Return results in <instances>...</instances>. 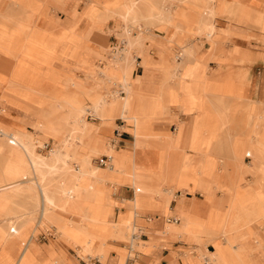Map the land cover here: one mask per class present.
Listing matches in <instances>:
<instances>
[{"label": "rangeland", "instance_id": "374dc122", "mask_svg": "<svg viewBox=\"0 0 264 264\" xmlns=\"http://www.w3.org/2000/svg\"><path fill=\"white\" fill-rule=\"evenodd\" d=\"M81 1L79 5H84L82 11L76 13L77 16L73 13L74 23L78 22L76 28L74 27L75 24L72 27H60L57 20L49 17V29L39 27L37 22L46 17V2L57 6L53 0H1L0 2L5 4V10L0 11V64L7 68L8 64L12 62L8 75L0 73V101L8 105L21 106L16 100V98H20L35 104L36 110L33 111L36 119L34 128L41 135H35L24 129L16 130L27 132L34 140L38 139V142L42 143H38L34 148L28 150L29 154L33 156L32 159L35 161V165L32 166L26 162H14L15 154L9 148L8 139L0 133V154H5L0 169V180L7 178L9 182L15 184L25 181L34 184H26L23 192L21 190L17 191L18 205L16 210L24 213V218L19 223V226L24 230L11 241V246L15 245L14 247L17 249L14 253L17 255L19 248L23 249L26 247V243L30 242L31 246H28V248L35 254L40 252L38 257L43 264H62V259L67 264H76L79 261L88 264L91 262L89 260L95 261L93 258L102 262L106 259L105 257L109 254L108 241H125L123 244L126 245L130 242L132 250L138 254L139 258H143V254L150 252L154 245L148 248L137 237L136 226L133 224L135 210L142 208L147 203L167 209V199L171 200V195H174L173 192L180 189L182 192L188 190L192 195L200 193L208 206L210 205L209 213L206 210L204 214L198 215L200 218L190 220V231L193 234L185 235L186 237L182 235L194 243L199 250L196 251L194 247L188 248L184 251L182 257H192L193 252L198 255L196 260L201 264L206 245L212 244L215 250L209 254L206 253L214 261V264H226L225 261L228 264H255L249 258V249L247 250L243 245H239L235 249L232 246L239 242L241 234L252 233L255 236L254 229L259 231L264 228V109L259 108L257 113L253 114L254 106L252 108L251 105L246 104L242 108L239 100H235L232 105L226 106V110H232V114H234V111L242 108L245 112L243 119H235L232 115L230 119H221L216 124H200V126H197V131L195 127L194 139H188V129L185 130L187 125L179 123L180 135L169 134L173 136L174 141L171 144L169 142L165 143L167 133L161 137L162 133H152L149 126L153 122L162 121L167 113V107L173 103H177L183 112L191 111V109L197 112L206 111L207 108L204 107L208 105V83L203 82L200 86L205 91H191L189 93L191 97L196 99L187 98L183 92L172 94L164 91L160 95L157 107L154 106L155 101L152 97L133 91L131 105L125 109L123 102L126 99L124 95H120V91H123L124 94L129 93V83L135 84L136 81L129 79L130 71L123 65L122 59L118 57L122 55L125 58H131L135 53L143 61V57L136 52L139 51L137 45L133 43L130 35L125 31L129 25L138 26L139 23H143L146 29L149 26L153 29L166 31V33L170 29L173 31L175 27L165 19H158L151 23L131 21L132 16L130 13L132 10L130 7L133 0ZM146 1L147 4L148 2L153 3L150 0ZM218 1L185 0L184 3L191 4L175 6L182 3L180 0H175L169 7H171V10L173 8L178 10L179 7L185 8V14L191 20V22L188 20V23L186 22L184 25L185 35L194 36L197 29L195 17L201 11L193 4H200L202 7L207 8L208 4H215ZM118 7L126 10L125 13L123 11L116 12L122 19H119L113 13ZM235 8L236 6L232 4L228 6L226 12H213V14H216L213 18L214 24H216L217 17L227 16L226 18L229 20L239 19L243 23L249 21L254 25H264L262 24L264 21L263 14L259 20H254L249 13L245 16V13L235 11ZM58 9L60 8L58 7ZM106 13L112 15L107 19H102L101 17ZM163 14L167 17L168 13ZM109 21V26L113 24L117 27L119 25L120 28L107 30L103 35L105 37V49L99 52L92 51L88 45L90 34L95 30H103ZM84 25L88 26L85 27ZM146 29L142 30L146 31ZM153 29L151 30L152 42L157 41ZM136 30L140 33L143 32L138 27ZM136 30L135 28L131 29V33L135 34ZM259 30L264 33V30ZM123 31L124 34H122ZM225 32L227 33L228 30L225 29ZM77 35H84V37H80L78 42H74V37ZM170 35L171 33L168 35L169 38ZM217 35L218 30L216 28L211 38L203 37L215 42ZM154 46H161L166 49L162 45L152 43L148 45V50ZM165 46L169 49L168 45ZM184 47V45H181V49L177 53L169 49V54L172 57L174 56L172 63H174L173 71L175 72H178V68L180 69L183 66L178 65L177 60L181 61L180 54L184 53ZM94 54L98 56L101 62L100 65L103 66L94 68L95 66L92 64V69L90 65L86 66L88 67L86 69L84 66ZM73 57H80L78 62L84 73V77L80 80L73 76L59 75L54 67L57 61H63V64H67L66 60ZM195 63H199V61H195ZM143 64H145V61ZM101 72L104 73L103 76L100 74ZM173 77H175L174 74ZM193 78L194 76L189 75L186 80L191 83ZM90 81L91 85H87ZM41 84H46L49 88L44 91L40 88ZM111 84L115 85V88L113 86V89H110L108 86ZM69 85L86 94L93 89H103L91 104L85 105L86 107L92 106L87 112L83 113L84 123L91 124L93 128L87 127L83 131V135L77 139L74 137L78 133L71 131L66 122L76 112L71 108V105L74 104L70 101L63 102L64 100L60 97L62 90ZM136 85L138 84L136 83ZM226 89H229L228 86ZM212 91L213 89L210 88V92ZM95 103H99L100 107L93 106ZM147 104L152 105V107L142 108L141 105L146 107ZM80 106L82 105H77V107ZM21 109L31 110L24 105ZM56 109L58 111H54ZM153 114H156L158 118H142L144 115ZM88 115L98 118L102 122H107L114 116H120L128 123L135 125L136 154L126 161H118L112 157L111 165L101 170L99 166H95L96 164L92 163V158L100 154L110 156L111 152L107 150L111 147L114 149V146L97 135L101 126L105 124H92L86 119ZM55 122L64 123V125L58 130V128L52 127ZM0 126L6 127L1 124ZM190 132L192 131L190 130ZM211 135L216 138L210 139ZM220 136L221 139H218ZM50 137L55 139V144L51 145V150L45 153L47 155L37 153L36 149L45 150L44 144L47 138ZM95 137L98 139L99 145L96 143ZM44 139L46 140L43 141ZM69 142H73L78 146L77 166H80L81 163V159L78 160V157L84 156L82 149H87L88 152L86 153L90 155L87 166L91 171L86 173L83 180H79L81 188L86 192V198L80 197L74 200L75 202L72 200L69 209L55 208L41 218L39 187L48 189L50 195H53L64 181L67 171L73 170V166L68 164L66 157L62 155L64 151H72L68 147ZM244 142L247 144L245 151L242 150ZM192 143V148L199 154L194 163L190 161L189 156L184 151V147H190ZM253 143L258 155L251 156L249 152ZM222 149L225 152L224 161L221 157L222 168L225 169L226 166V169L220 175L225 185L219 184L220 175L216 170L217 155L221 153ZM178 150L180 151L178 152ZM153 151L156 152V155ZM119 152L115 151L112 154L115 155ZM247 155L251 156V165L244 162L249 158H245ZM181 157L188 158L189 162L187 163H190V167L194 169L206 168L211 170L177 171L182 163ZM256 157L260 158L261 161L257 160ZM261 164H263V172L258 177L254 173ZM97 168L100 172L94 174L93 170ZM103 172L107 174L101 177ZM44 174L45 176H43ZM46 174L48 175L46 176ZM248 175H251L253 179L247 181L249 179ZM133 179L142 182L147 187L148 193L146 196L148 198L142 199L144 204H137V208L131 205L130 211L126 213L121 211L118 220L107 219L108 207L110 208V216L113 214L111 194L120 184L133 187ZM162 185L168 187L163 188ZM89 186H93L95 189L89 190ZM217 191H220L224 198H217ZM170 192H172L171 195H169ZM198 196L201 198L200 195ZM156 200L158 202L155 203ZM128 202L132 203L131 201ZM178 217H180L182 224L167 223V228L163 234L179 236V234L185 232L187 228L186 224L184 226L183 224L188 218V212L184 216L178 215ZM224 239L228 245H223ZM4 247L0 243V255L7 258V261L0 264H16L17 256L10 260L9 248L7 246L4 250ZM84 247L90 249L84 250ZM117 253L119 264H124L126 256L131 254L123 248L119 249ZM112 255H116L115 252H110L105 264H110L111 260L113 264H116L115 257H112ZM190 263L194 264L192 260ZM134 264L139 263L136 261Z\"/></svg>", "mask_w": 264, "mask_h": 264}, {"label": "crops", "instance_id": "0c3cea01", "mask_svg": "<svg viewBox=\"0 0 264 264\" xmlns=\"http://www.w3.org/2000/svg\"><path fill=\"white\" fill-rule=\"evenodd\" d=\"M53 1L63 11L58 9L56 5L46 2V17L38 21L37 25L41 28L49 29L50 25L48 23V18L53 17L58 21L60 27H72L73 24H75L74 27L76 28L78 22L74 23L75 17L73 13H75L77 16L76 13H80L82 11L84 5H79V2L82 1ZM173 1L175 0H150V2L153 3L148 2V7L141 0L138 2L139 6L143 7L140 12H146L149 15L146 16L148 17V20H141V22H155L158 20L160 13H170L172 18L168 22L170 25H173L175 29L173 31L170 29L169 32L166 33V31L158 30L156 28L153 29L149 26L146 29L143 23H139L138 26L129 25L128 29L125 31H127V33L130 35L133 43L137 45L139 51L136 52H138L143 57V61H141V57H137L135 53L131 58H125L122 55H120L118 58L122 59L123 65L128 68V71H130L129 79L136 81L138 84L136 85V83L134 84L130 82L129 86L131 85V91L152 97L155 101V107L158 106L160 95L164 91L171 92L172 94L175 92H183L186 94L187 98L196 99L191 97L189 93L191 91H205L200 87L203 82H207L209 87V94L207 96L208 105L204 107L207 108L206 111L197 112L196 110L191 109V111L183 112L180 110L177 103H173L167 107V113L165 114L164 118H162L163 120L160 122H153L149 126V130L152 133H162V135H160L161 137L166 133L167 135L165 136L167 138L173 137L169 134H175L176 136H179V123H185L187 125L185 130L188 129V139H194V132L197 131V126H200V124H216V122L219 123L221 119H230L232 115L235 119H243L245 116V112L242 109L243 105L249 104L251 107L254 106L253 114L257 113L259 108L264 109V33L259 30H264V25H254V23L249 21L243 23L239 19L233 18V20H229L226 18L227 16L217 17L215 22L216 24H214L213 21V18L216 15L213 14V12H226L228 10V6L232 4L236 6L235 11L245 13V16L249 13L252 19L258 20L257 13H261V16L263 14L262 18L264 19V0H219V3L216 2L215 4H208L207 8L202 7L200 4H193L201 11V13L195 17L197 29L194 33V36L185 35L186 29L184 25L189 20V17L185 14V8L183 7H179L178 10L175 8L171 10L169 5ZM180 1H182V3H178L175 6L191 4L184 3L185 0ZM151 4L153 7H151ZM4 5L5 4L0 3L1 12L5 10ZM120 11H123V13L126 12L125 9H120V7H118L113 11V13H115L119 19H122L118 14H116V12ZM111 15L112 14L110 13H106L101 18L107 19ZM110 21L103 30H95L90 34L88 38V45L92 51L99 52L100 50L105 49V37L103 35L107 32V30L120 28L119 25H117V27H115V25L113 26V24L112 26H109ZM112 21L114 22V20ZM189 22H191V20H189ZM262 24H264V21ZM80 26L81 24L79 27ZM137 27L141 31H143L142 29H146V31L144 30L140 33L136 30ZM122 28H124V26H122ZM133 28L136 30L135 34L131 33V29ZM216 28L218 30V35L215 37V42L207 40L214 35ZM152 29L157 38V41L154 42L151 40ZM225 29L228 30L227 33L225 32ZM137 33H139V35H137ZM170 33L171 35L169 38L168 35ZM122 34H124V31ZM203 36H205L207 39H205ZM80 37H84V35L75 36L74 42H78V38ZM152 43L162 45L166 47V49L161 46H154L148 50V45ZM165 45H168L169 49L174 53H177L181 49V45L185 46L184 53L180 54L182 58L181 61L177 60L178 65H183L180 69L178 68V72L173 71L174 63H172V60L174 59V56L172 57L169 54V49ZM79 58L80 57L68 58L66 60L67 64H63V61H57L54 64V67L57 69L59 75L73 76L80 80L82 77H84V73L82 68L79 66ZM144 61L145 64H143ZM195 61H199L200 64L195 63ZM92 64L95 66L94 68L103 66L100 65V59H98L96 54L90 58V61H88L84 67L88 69L86 66H91ZM11 65L12 62L8 64L7 68H4L2 64H0V73L3 75H8L10 69L9 67H11ZM159 67L163 68L164 70L162 71V69ZM92 68L93 67L91 66V69ZM100 74L103 76L104 73L101 72ZM173 74L175 77H173ZM188 74L190 76H194V78L191 80V83L186 80V77L189 76ZM87 85H91V81ZM40 86V88L44 91L49 88L46 84H41ZM113 86L115 88V85L112 84L108 87L113 89ZM227 86L229 88L228 90L226 89ZM210 88L213 89L212 92H210ZM101 91H103V89H93L91 92L86 94L81 92V90L69 85L62 90L60 97L64 100L63 102L70 101L72 104H74L71 105V108L76 107L80 109L85 105L91 104L94 98H96ZM120 95H124V92L120 91ZM16 100L21 106L8 105L7 103L0 101V124L12 129H24L25 131L31 132L35 135H41L40 132L36 131L34 128V123L36 121L35 115L33 113V111L36 110L35 104H31L20 98H16ZM235 100H239L242 108L237 109L234 111V114H232V110H226V106L232 105V102H235ZM23 105L29 107L31 110L25 111L21 109ZM77 105L82 106L77 107ZM141 106L144 109L152 107V105L149 104H147L146 107L144 105ZM147 117L158 118L156 114L142 116V118ZM86 119L95 125H99L100 123L105 124L101 126V129L97 132V135L114 146V149L111 147L107 150L111 152L110 156L107 154H100L92 158V163H95V166H99L100 170L111 165L112 157L118 161H126L136 154L135 125L128 123L127 120L121 118L120 116H114L107 122H102V120L91 115H88ZM190 130L192 132H190ZM215 138V136H210V139ZM218 139H221V136ZM45 140L46 139L43 141ZM95 140L98 144L99 142L96 137ZM245 142L242 145V150L244 151L246 150L247 146ZM45 143L48 145V147H45V150L36 149L37 153L44 156L47 155L45 154L46 152L51 150V145L55 144V139L51 137L47 138ZM90 144L93 145L92 142H90ZM192 146L193 143L190 144V147H184V151L186 155L189 156L190 161L194 163L197 160L199 154L192 148ZM115 151L121 152L113 155L112 153H115ZM179 151L180 150H178V152ZM82 152L84 155H86L88 150L82 149ZM153 152L156 155V152ZM249 153L251 156L258 155V151L254 143L252 144L251 151ZM4 156V153L0 154V169L3 165ZM217 156L216 170L220 175L221 172L225 171L226 169V166L225 169L222 168L221 162V157L223 161L225 160L224 149H222L221 153ZM251 156H245V158H249L247 161L244 160V162L251 165ZM256 159L261 161V159L258 157H256ZM181 161L182 163L179 165L180 168H177V171L211 170L206 168L194 169L190 167V163H187L189 160L185 157H181ZM262 172L263 164L257 168V171L254 174L259 177L260 173ZM102 174L103 175H101V177L105 176L107 173L103 172ZM248 176L249 179H247V181L253 179L251 175ZM221 177L222 176L220 175L219 184L225 185V183L221 180ZM185 186L189 187L188 185ZM185 186L181 187L186 188ZM162 187L167 188L168 186L162 185ZM173 194L174 196L171 195L172 198L170 201L167 199V209H164L159 205L147 203L148 205H143L142 208L135 210L136 214L134 216L133 222L136 226L137 237L142 240L144 245L148 246V248L149 246L154 245L150 252L143 254V258H139L138 254L132 250V245L130 242H128L126 245L123 244L125 241L107 242L109 254L112 251L116 254L112 255V257H115L114 260L116 264H119L117 251L122 248L131 253L126 256L124 264H134L136 261H138L139 264H191V260L192 263L199 264V261L196 260L198 255L194 254L193 252L192 257H182L184 255V251L188 248L194 247L196 248V251L199 250L194 243L184 237H186L185 235L193 234L190 231V220L200 218L198 215L204 214L206 210L209 213L210 205L208 206V203L200 193L192 195L188 192V190L182 192L180 189H176ZM198 195H200L201 198ZM111 196L113 200V214L110 216V208L108 207L106 218L111 219L112 221L118 220L121 211L125 213L130 211L131 205H134V207L137 208V204H144L142 199L148 198L146 195L137 197V189L126 184H120L111 194ZM216 196L217 198H224L220 191L216 192ZM128 201H131L132 203H129ZM156 202L158 201L156 200L155 203ZM187 212L188 218L183 224H186L187 229H185V232H182V234H179V236L163 234L167 228V223L182 224L178 215L184 216V214ZM254 231L255 236L252 233L241 234L239 236V242L235 243L232 247L235 249L237 246L243 245L247 250L249 249V258H251L255 264H264V228L259 231L254 229ZM182 235H184V237ZM59 243L63 244L65 242ZM223 245H228L225 239L223 240ZM38 250L40 251L39 248ZM205 250L204 257L201 259V264H214V261L211 260L206 252H208V254L213 252L215 247L212 244H207ZM108 256L105 257L106 259L103 262L93 258L95 261L89 260L91 262L88 264H105ZM224 263L228 264L226 261ZM76 264L87 263L79 261ZM110 264H113L112 260Z\"/></svg>", "mask_w": 264, "mask_h": 264}, {"label": "bare ground", "instance_id": "6f19581e", "mask_svg": "<svg viewBox=\"0 0 264 264\" xmlns=\"http://www.w3.org/2000/svg\"><path fill=\"white\" fill-rule=\"evenodd\" d=\"M139 1L140 0H133L132 2V5L130 7V9L132 10V12L130 13L132 16L131 21L140 22L141 20H146V19L148 20V17H146L149 16L148 13L140 12V10H142L143 7L139 6L138 3ZM141 1L144 2L145 5H147V7L149 6V4H147L145 0H141ZM257 17L259 20V18H261V13H257ZM171 18L172 16L170 13L167 14V17H165L163 13H160L158 16V19H165L167 21H170ZM128 89L130 90L129 93L124 94V98L126 100L125 102H123V107L125 109H127V107L131 105V100L133 99V92L131 91V87L128 86ZM91 106H87V107L84 106L83 108L80 109L76 107H72V109L76 112H74L75 114L71 116V119H67L66 122L71 131L78 133V135L74 137L75 139L83 135V131L87 127L93 128L91 127V124L84 123V119H83V113L87 112ZM93 106L98 108L100 107V104L95 103V105ZM54 111H58V109ZM63 125L64 123L59 124L55 122L52 125V127L56 129L58 128V130H60L63 127ZM0 133L5 138L8 139L9 148L12 151V153L15 154L14 162H26L32 166L35 165V161L32 159L33 156L32 154L31 155L29 154L28 150L34 148L38 143L42 144L38 142V139L34 140L32 136H30L27 132L18 131L16 129H12L9 127L0 126ZM173 141H174L173 137H168L165 143L169 142L171 144ZM68 147L72 151H64V153L62 152V155L66 157L68 164H71L73 166V170L67 171V173L65 174L66 176L64 177L65 178L64 181H62V183L59 185L57 192L54 193L53 195H50L48 189L39 187V193H40L39 210H40L41 218L45 217L50 210H53L55 208L69 209L72 205V200L73 201L77 200L80 197L86 198V192L84 191V189L81 188L79 184V180H83L86 173H88V171H91V169L87 166V164H89L88 159L90 155L86 154L82 157H78V160L81 159V163L79 164L78 162L80 166H77L76 157L78 156L77 155L78 146L73 142H69ZM36 163L38 162L36 161ZM93 171L94 174L100 172L99 168ZM47 175L48 174H46V176ZM43 176H45V174ZM26 184L34 185L30 181H25L23 183L15 184L9 182L7 178L0 180V243H2V245H4L5 247L8 246L9 250L8 249L7 250L10 252L9 255L10 260H13L14 257L17 256L16 264H43L38 257L40 252H37L35 254L32 250L28 248V245L31 246L29 244L30 242L26 243L27 245L23 249L19 248L18 250L19 253L17 255L15 254L17 250L14 247L15 245L11 246V241L14 240L16 236L24 230L22 227L19 226V223L24 218V213H20L19 211H17L16 206L18 205L17 191L21 190L23 192L24 191L23 189L24 187H26ZM132 185L137 189V197L144 196L148 193L147 187L144 184H142V182H137L136 179H133ZM89 187H90L89 190L95 189L93 186H89ZM171 193L172 192H170L169 195H171ZM5 247L4 250L6 249ZM87 249L89 250L90 248L84 247V250ZM4 261H7V258L0 255V263ZM62 264H67L64 261V259H62Z\"/></svg>", "mask_w": 264, "mask_h": 264}, {"label": "built area", "instance_id": "2783aa9c", "mask_svg": "<svg viewBox=\"0 0 264 264\" xmlns=\"http://www.w3.org/2000/svg\"><path fill=\"white\" fill-rule=\"evenodd\" d=\"M44 147H48L47 143L44 144ZM50 149V148H49ZM248 156V155H247Z\"/></svg>", "mask_w": 264, "mask_h": 264}]
</instances>
